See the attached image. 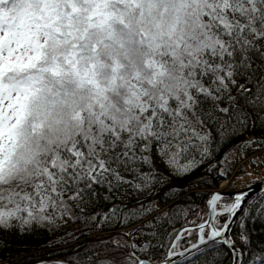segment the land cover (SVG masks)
I'll return each instance as SVG.
<instances>
[{
	"label": "snow or ice",
	"instance_id": "obj_1",
	"mask_svg": "<svg viewBox=\"0 0 264 264\" xmlns=\"http://www.w3.org/2000/svg\"><path fill=\"white\" fill-rule=\"evenodd\" d=\"M256 126L264 130V0H0V233L70 218L99 189L105 199L151 191L164 179L157 159L169 179L186 178L218 138ZM205 207L208 219L156 245L165 257L136 242L123 264H173L193 236L197 252L221 244L229 264H264V239H253L264 237V196L214 192ZM121 214L114 205L103 219ZM96 252L58 264H105Z\"/></svg>",
	"mask_w": 264,
	"mask_h": 264
},
{
	"label": "trees",
	"instance_id": "obj_2",
	"mask_svg": "<svg viewBox=\"0 0 264 264\" xmlns=\"http://www.w3.org/2000/svg\"><path fill=\"white\" fill-rule=\"evenodd\" d=\"M253 137L264 141V130L256 126L231 138L227 136L218 138L211 155L205 157L186 178L169 179L164 163L157 159L155 167L164 174V179L151 191L140 193L122 188L117 193L119 198L105 199L110 194L99 189V195L89 201L83 211L74 207L70 218L57 219L54 224L27 233H0V264H58L59 261L73 258L78 249L85 248L96 249L94 259L105 261V264H123L125 256L132 251L130 246L136 243L133 242V238L140 240L139 243L151 241L153 247L150 251L155 259L165 257L168 248L156 245L161 243L167 245L181 229L185 227L194 229L196 224L202 222L207 215L205 205L212 190L218 189L223 180L230 179L229 184L240 175L242 170L240 163L245 159L244 156L248 157L245 161L252 165L254 156L261 154L264 159V143H261L259 148L255 146L249 148L242 143ZM229 155H233L234 164L237 165L235 171L233 167H229L226 172V158ZM221 161L225 163L221 164ZM222 171L223 175L220 174ZM257 171L258 174L262 173L259 169ZM261 179H264L262 174L258 177V180ZM181 186L184 190L178 192L172 199L162 195ZM261 196H264V192L254 196L251 201ZM114 205L120 206L122 214L105 221L104 214ZM141 205L151 211L146 214L140 213L137 210ZM161 213L166 215H160ZM253 227L262 230L256 221L252 222L250 230ZM237 231L238 229L233 226L232 238L240 246V241L236 237ZM128 232L131 234L128 235ZM253 239L259 242L264 237L254 233ZM193 241L194 236L189 238L188 243L179 241V248L188 247ZM137 255H140L139 251ZM228 256L227 246L216 244L209 248L203 247L199 252L196 251L173 264H189V261L191 264H207L211 259L223 260L224 264H229Z\"/></svg>",
	"mask_w": 264,
	"mask_h": 264
},
{
	"label": "rangeland",
	"instance_id": "obj_3",
	"mask_svg": "<svg viewBox=\"0 0 264 264\" xmlns=\"http://www.w3.org/2000/svg\"><path fill=\"white\" fill-rule=\"evenodd\" d=\"M255 157H258L259 158V163L258 164H251L249 161H245V160H247L248 159V157H246V156H244V160H242L241 161V168H242V170H241V173H240V175H238L236 178H234L229 184H228V181L230 180H223L221 183H220V185H219V187H218V189H215V190H220V191H222V192H224V191H234V190H242V189H244L245 188V185H253V184H255V183H258V182H260V181H263L264 179H261V180H258V177L260 176V174H262V175H264V159H263V157H262V155L261 154H258L257 156H254L253 158H255ZM234 159H233V155H229L227 158H226V164H227V168H226V172H227V169L230 167V168H232L233 167V170L235 171L236 170V165L234 164ZM239 164V163H238ZM235 165V166H234ZM257 169H259V170H261L262 171V173H259L258 174V171H257ZM248 173H252V175H248ZM230 177H231V175H230ZM229 177V178H230ZM212 191H214V190H212ZM261 192H264V190L263 191H261ZM260 192V193H261ZM212 193V192H211ZM257 194H259V193H257ZM257 194H254V196H256ZM225 196L226 197H230L231 195H229V194H225ZM254 196H252V198L250 199V200H252L253 199V197ZM206 219H208V215H206L204 218H203V220H206ZM186 228H188V229H192L191 227H185V228H183V229H186ZM183 229H181L178 233H181L182 232V230ZM129 234L128 235H130L131 233L130 232H128ZM133 242H140V240H138L137 238H133ZM196 242V240L195 241H193L192 243H195ZM238 246V245H237ZM189 247V246H188ZM203 248V247H202ZM201 248V249H202ZM184 248H179V246L175 249V251L176 252H179V251H181V250H183ZM196 252V251H195ZM189 256V255H188ZM187 257V256H186Z\"/></svg>",
	"mask_w": 264,
	"mask_h": 264
},
{
	"label": "water",
	"instance_id": "obj_4",
	"mask_svg": "<svg viewBox=\"0 0 264 264\" xmlns=\"http://www.w3.org/2000/svg\"><path fill=\"white\" fill-rule=\"evenodd\" d=\"M264 181V180H263ZM264 190V184H262L261 183V181L260 182H258V183H255V184H253V185H251L249 188H244V189H242V190H234V191H224V192H222V191H220V190H214V191H212V193H214V192H222V193H224V194H229V195H234L236 192H239V191H248L249 192V198L251 199L252 198V196H254V194H257V193H260L261 191H263ZM202 248V247H201ZM184 250V249H183ZM183 250H181V251H179V252H176L178 255H176V256H174V257H171L170 259L173 261V262H175V261H178V260H180V259H183V258H185L186 256H188V255H190V254H192V253H194L196 250H194V249H191L190 247H189V251H188V253H186L185 255H179V253H181V252H183Z\"/></svg>",
	"mask_w": 264,
	"mask_h": 264
}]
</instances>
